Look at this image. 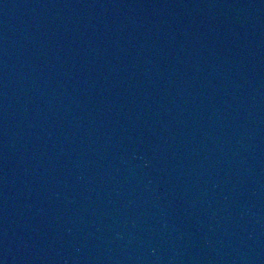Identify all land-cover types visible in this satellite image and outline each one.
Masks as SVG:
<instances>
[{
	"label": "water",
	"instance_id": "obj_1",
	"mask_svg": "<svg viewBox=\"0 0 264 264\" xmlns=\"http://www.w3.org/2000/svg\"><path fill=\"white\" fill-rule=\"evenodd\" d=\"M2 264H264L258 0H0Z\"/></svg>",
	"mask_w": 264,
	"mask_h": 264
},
{
	"label": "snow or ice",
	"instance_id": "obj_2",
	"mask_svg": "<svg viewBox=\"0 0 264 264\" xmlns=\"http://www.w3.org/2000/svg\"><path fill=\"white\" fill-rule=\"evenodd\" d=\"M0 264H2V262H0Z\"/></svg>",
	"mask_w": 264,
	"mask_h": 264
}]
</instances>
